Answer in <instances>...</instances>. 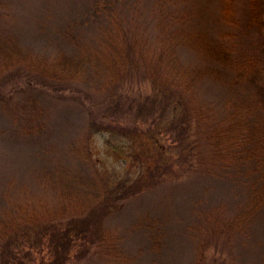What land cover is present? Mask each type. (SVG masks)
Listing matches in <instances>:
<instances>
[{"label": "rangeland", "instance_id": "1", "mask_svg": "<svg viewBox=\"0 0 264 264\" xmlns=\"http://www.w3.org/2000/svg\"><path fill=\"white\" fill-rule=\"evenodd\" d=\"M94 1L0 0V42L11 44L15 35L27 52L0 70V213L50 198L65 164L107 185L92 225L76 233L75 222L60 217L42 236L0 241V264H264V206L248 223L233 220L264 180V107L251 84L232 60L218 64L201 47H178L176 63L197 72L193 92L202 106L219 117L249 110L240 120L251 154L212 164L200 148L191 167L157 132L160 122L144 119L150 112L140 107L149 105L137 95H145L146 82L140 89L122 84L111 95L50 77L56 66L37 72L70 48L71 36L94 37L101 21L91 15ZM116 1L142 24L148 8L186 32L219 35L232 58L264 55V4L257 0ZM206 166L221 173H204ZM225 218L240 224L234 237L219 234Z\"/></svg>", "mask_w": 264, "mask_h": 264}, {"label": "trees", "instance_id": "2", "mask_svg": "<svg viewBox=\"0 0 264 264\" xmlns=\"http://www.w3.org/2000/svg\"><path fill=\"white\" fill-rule=\"evenodd\" d=\"M108 1L95 0L91 4L92 17L101 19L94 37L71 36L70 48L58 50L50 59L53 60L50 67L39 65L37 72L56 66L57 69L49 73L50 77L82 80L95 89L109 91L111 95L118 93L122 84L140 89L141 82H146L145 95H137L144 96L149 105L140 107L150 112L144 119L160 122L157 132L168 137L171 145L180 152L177 157H184L193 168L199 164L194 157L195 150L200 148L207 149V158L212 164L216 161L222 163L237 154H251L247 143L250 136L246 133L249 128L240 120L249 110L219 117L211 110L212 106H202L193 92L197 72L194 68L178 65L176 60L180 58L178 47H201L205 53L212 54L218 64L219 60H232L238 77H244L251 84L253 95L264 107V55L262 60L246 55L232 58L219 35L212 37L189 29L186 32L181 29L182 24L167 23L165 14L155 10L148 12V8L144 15L148 20L142 24L137 18H129V13L125 15L119 10L124 7L119 3L124 2ZM257 1L264 4V0ZM168 17L175 19L176 16L169 14ZM97 19L93 20L98 22ZM11 38V44L0 42V70L11 63L12 56L22 60L27 53L15 35ZM242 142L243 147H240ZM65 165L50 198L41 196L23 204L15 202L8 214L0 213V241L29 236L30 233L42 236L49 227H56L60 217L68 216V223L75 222L70 230L76 233L83 231L86 223L92 225V211L107 195V185L87 173L73 171L71 164ZM201 171L221 173L207 166ZM251 189L243 213L233 219L238 223L250 222L264 206V180ZM239 228L240 224L237 228L231 219L225 218L220 221L219 234L234 237Z\"/></svg>", "mask_w": 264, "mask_h": 264}]
</instances>
